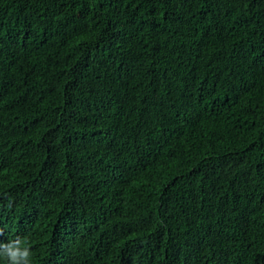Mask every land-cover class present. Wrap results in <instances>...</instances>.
<instances>
[{
    "label": "trees",
    "instance_id": "trees-1",
    "mask_svg": "<svg viewBox=\"0 0 264 264\" xmlns=\"http://www.w3.org/2000/svg\"><path fill=\"white\" fill-rule=\"evenodd\" d=\"M0 234L264 264V0H0Z\"/></svg>",
    "mask_w": 264,
    "mask_h": 264
},
{
    "label": "clouds",
    "instance_id": "clouds-1",
    "mask_svg": "<svg viewBox=\"0 0 264 264\" xmlns=\"http://www.w3.org/2000/svg\"><path fill=\"white\" fill-rule=\"evenodd\" d=\"M137 214L140 215V212L138 211ZM156 223V218L152 219V223L149 222L153 231H159L160 227L166 225V221L162 226H159V224ZM0 258L5 259L8 264H33L29 248L22 245L20 240H12L7 243H0Z\"/></svg>",
    "mask_w": 264,
    "mask_h": 264
},
{
    "label": "snow or ice",
    "instance_id": "snow-or-ice-1",
    "mask_svg": "<svg viewBox=\"0 0 264 264\" xmlns=\"http://www.w3.org/2000/svg\"><path fill=\"white\" fill-rule=\"evenodd\" d=\"M4 239L3 234H0V240Z\"/></svg>",
    "mask_w": 264,
    "mask_h": 264
}]
</instances>
